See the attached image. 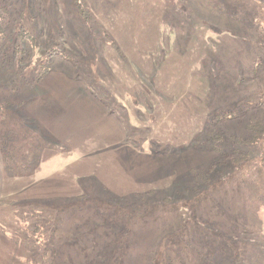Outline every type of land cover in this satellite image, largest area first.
I'll list each match as a JSON object with an SVG mask.
<instances>
[{"label": "rangeland", "instance_id": "1", "mask_svg": "<svg viewBox=\"0 0 264 264\" xmlns=\"http://www.w3.org/2000/svg\"><path fill=\"white\" fill-rule=\"evenodd\" d=\"M9 2L0 264H264V136L235 169L201 130L213 107L263 99L264 0H80L85 20L73 0ZM249 104L214 133L248 135L264 121ZM95 201L129 206L90 210V238Z\"/></svg>", "mask_w": 264, "mask_h": 264}, {"label": "trees", "instance_id": "2", "mask_svg": "<svg viewBox=\"0 0 264 264\" xmlns=\"http://www.w3.org/2000/svg\"><path fill=\"white\" fill-rule=\"evenodd\" d=\"M2 1L5 0H0V18L4 19L5 21L3 23L0 22V43L4 42L5 44H7V39L5 38V34L6 32L10 33L9 31L12 30L13 27V15L15 13L14 10H12L10 4L8 5H3ZM10 0H8L9 2ZM74 6L77 10V12L79 13V15L81 16V18L83 20L86 19L87 14L82 10V6H81V2L80 0H73ZM10 3V2H9ZM25 7H27L25 5ZM27 9V8H26ZM26 9L20 10V12H18V27H16L15 29V35L14 37L16 39H19L20 41H23L25 39V37L28 35V31L25 28V24H27L28 18L25 21V23L23 24V21L26 19V14L29 15L27 12H25ZM12 15V17H11ZM15 20L17 19V13L15 14ZM258 67L259 66H255L253 69L251 68L250 71V76L254 77L257 75V71H258ZM253 73V74H252ZM240 78V79H239ZM236 81V85H235V81L233 82L232 78H229L227 81L228 84V89L227 93L233 89L234 87H236V90L240 87L241 82H243V78L239 77ZM231 80V81H230ZM251 81H254L252 79H250ZM249 81V80H248ZM264 81V78L262 79V82ZM257 86V91L256 94H260L261 96H263V99H254L253 101H249L248 98H236V100H232L229 101L227 103H225L224 105H220L217 107H213V112H211V114L209 116H211L212 119V123L210 128H203L202 133L204 135V141L203 144H209L212 145L211 146V150L212 152L215 153L216 158H218L221 162L224 161H228L229 163H232L235 169H240L242 166V164L245 162V160L247 159V154L250 150L251 147H258V145L261 142V138L264 136V121H260V120H254L249 121L245 126V130L247 131L248 135L246 134V136H239V135H229L227 134V132H224L223 129L220 131V133H214V128L215 130H219L221 128H218V124L222 122L223 119H226L225 121H230L232 122L233 120H236L240 117L243 116L244 111H246L247 109L243 108V110L239 109V104L242 103L243 106H250L249 103H253V106H251V110L255 109L256 107H260L264 109V85L262 84ZM264 83V82H263ZM260 87V89L258 88ZM255 93V92H254ZM252 96L254 94H251ZM255 96V95H254ZM217 108V109H216ZM224 117V118H223ZM218 135V136H217ZM210 142V143H209ZM218 159H215L218 161ZM221 165V164H220ZM212 167V166H211ZM221 166H218L217 169L219 170ZM233 169V170H235ZM210 171L214 174L216 172V169L214 167L210 168ZM205 177V174H203ZM203 175H199L198 180H200L202 183L205 182H210L211 178L209 177H205L202 178ZM213 176V175H212ZM197 179V176H194ZM202 189V188H201ZM201 191V190H199ZM152 193V192H149ZM145 199L144 197L141 198V202H143ZM97 201H95L94 205L95 208H88L87 206H85V211L88 213V217L84 219V221L82 222L81 225V231H84L87 233V235H91L94 234L95 230H98V226L97 229H94V227L90 226V214L92 209H97V213L98 214H102L105 215L106 213H114V216L118 217L122 212H123V208H126L129 205H114V206H106L104 204L99 205L96 203ZM264 204V202H263ZM103 206V207H102ZM144 210V209H142ZM126 211V210H124ZM223 215V213H222ZM126 216L129 217V214H127ZM127 217V218H128ZM123 222H129L127 219L124 220ZM131 226L132 224L128 225L125 224L123 226V228L119 229V233H129L131 231ZM109 229H106L103 231V233L108 232ZM230 231V229H229ZM78 230L74 231L73 233H77ZM231 232V231H230ZM109 234V233H108ZM122 235V234H121ZM231 235V234H230ZM229 235V237H230ZM93 240V239H92ZM92 242V241H91ZM75 245V244H72ZM82 253V252H81ZM98 264V263H95Z\"/></svg>", "mask_w": 264, "mask_h": 264}]
</instances>
